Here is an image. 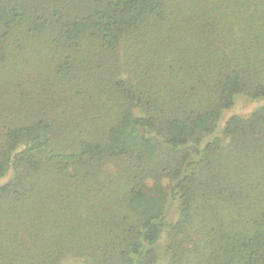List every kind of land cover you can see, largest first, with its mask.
<instances>
[{
    "label": "trees",
    "instance_id": "1",
    "mask_svg": "<svg viewBox=\"0 0 264 264\" xmlns=\"http://www.w3.org/2000/svg\"><path fill=\"white\" fill-rule=\"evenodd\" d=\"M8 176L0 264H264V0H0Z\"/></svg>",
    "mask_w": 264,
    "mask_h": 264
},
{
    "label": "rangeland",
    "instance_id": "2",
    "mask_svg": "<svg viewBox=\"0 0 264 264\" xmlns=\"http://www.w3.org/2000/svg\"><path fill=\"white\" fill-rule=\"evenodd\" d=\"M126 44H122L118 48V53L121 55V58L125 61L126 59ZM107 76L109 75H116V70L113 72H108L107 71ZM258 106L257 102H252L247 98H239L236 101V105L229 111H226L225 113L222 114L220 120L217 122V133L221 134L225 122L233 115H248L251 113L256 107ZM122 164H124L123 160H118V159H113V158H108L105 159L102 162V170L103 172L108 173V175H116L118 176L120 174V171L122 169ZM8 177H5L4 180L0 182V184L5 183L8 180ZM168 219L167 221L170 222V225L164 230L162 233L158 243H157V255L161 259L163 264H169V260L174 257L173 255V235H172V224L176 221L177 219V210L176 206L170 205L168 209ZM171 252V253H170Z\"/></svg>",
    "mask_w": 264,
    "mask_h": 264
}]
</instances>
